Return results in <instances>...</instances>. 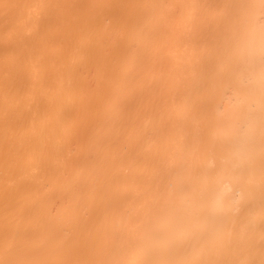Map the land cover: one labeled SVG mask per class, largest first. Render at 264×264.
I'll list each match as a JSON object with an SVG mask.
<instances>
[{
  "label": "bare ground",
  "instance_id": "obj_1",
  "mask_svg": "<svg viewBox=\"0 0 264 264\" xmlns=\"http://www.w3.org/2000/svg\"><path fill=\"white\" fill-rule=\"evenodd\" d=\"M0 264H264V0H0Z\"/></svg>",
  "mask_w": 264,
  "mask_h": 264
}]
</instances>
